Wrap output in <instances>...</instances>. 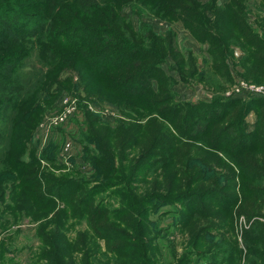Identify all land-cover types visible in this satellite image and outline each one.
<instances>
[{
	"label": "rangeland",
	"instance_id": "obj_1",
	"mask_svg": "<svg viewBox=\"0 0 264 264\" xmlns=\"http://www.w3.org/2000/svg\"><path fill=\"white\" fill-rule=\"evenodd\" d=\"M197 1L210 6L211 0ZM218 1L214 2L216 7ZM245 3L251 23L264 15L261 0ZM128 15L136 33L145 31L147 26L157 37L170 34L174 54L179 55L177 61L182 59L187 63L188 53L193 56L196 74L192 78L187 68L181 71L179 67L180 73L191 83H182L171 70L174 63L178 64L176 60L170 57L162 63L171 70L163 66L165 75L175 79L172 85L165 77L161 78L166 89L172 85L174 103L198 100L209 103L216 92H225V88V93L231 91L239 79L264 87V84L241 78L245 72L241 64L245 53L240 48L232 47L231 54L225 52L234 78L231 85L226 77L213 70L216 66L204 51L207 45H200L181 23L160 20L136 9L128 10ZM223 62L218 65L224 66ZM82 66L76 70H61L60 75L68 74L65 80L70 78V83L63 82L56 96L43 99L41 111L37 113L38 121L29 131L28 142L17 145L22 138L21 130L12 128L17 139H13L10 146L11 155H19L30 162L27 167L36 169V176L42 179V189L50 185L49 180L57 185L53 188L54 201H40L41 206L34 204L31 196L24 192L28 188L17 187L18 181L14 194L11 193L12 184L2 183L5 193L0 201V264H57L56 256L73 264H264L261 256L254 258L247 252L244 236L252 230L255 221L264 225V196L257 190L264 185L253 181L264 179V175L247 170L249 166L242 174L223 156L209 152L202 144L173 139L172 132L155 118L152 133L161 132L174 148L173 163L166 164L164 148L150 146L154 135H148L149 130L144 134L148 114L125 110L126 115L122 113V107H117L118 99L105 95L101 98L97 89L76 87L80 80L77 70ZM255 73L260 78L257 81L264 83V71ZM88 78L91 74L85 77ZM218 80L229 83L230 87L222 88L216 83ZM65 98L73 101L77 110L64 123L54 127L50 125V118L63 110ZM13 104L5 109L9 115L16 107L13 108ZM239 113V107L232 108L217 128L238 119ZM23 117L24 125L28 126L33 117ZM94 120L99 124L96 127L92 125L94 122L91 124ZM257 120L254 111L243 120L247 124V133L255 130ZM128 123L140 126L136 136L128 135ZM245 126L238 127L246 129ZM94 129L100 132L97 136L108 147L114 163L115 171L109 170L106 175L100 174L94 166L96 161L101 168H108V163H100L96 158L103 155L91 142ZM105 130L110 134L115 132L117 136L105 142L102 138ZM149 147H154V153L147 155ZM106 157L109 162L108 154L102 159ZM241 158L255 168L264 167V151L241 155ZM11 170L12 167L8 172ZM107 175H112L114 183L102 186ZM13 176L14 173L12 179ZM77 201L87 202V209L99 201L104 204L106 220L100 218L95 222V225L103 226L100 235L92 233L85 217L73 215L71 211H66V215L61 213V210L75 206ZM139 256L140 259L134 262L133 257Z\"/></svg>",
	"mask_w": 264,
	"mask_h": 264
},
{
	"label": "trees",
	"instance_id": "obj_2",
	"mask_svg": "<svg viewBox=\"0 0 264 264\" xmlns=\"http://www.w3.org/2000/svg\"><path fill=\"white\" fill-rule=\"evenodd\" d=\"M245 1L230 0L224 6L216 7L215 0L210 1V6L197 0H0V201L5 193L4 181L9 186L12 184V194L16 191V181L18 188H28L24 192L31 196L34 204L42 206L40 201H54L53 188L57 184L49 180L50 185L42 189V179L36 176V169L27 167L30 162L9 152L13 139H17L12 128L21 130L22 138L16 142L17 145L28 142L29 131L38 121L37 113L41 111L43 99L56 96L63 82L70 83V78L65 80L68 74L60 75L61 70H76L80 65L83 66L77 70L80 80L76 87L97 89L100 97L105 95L118 99L117 107H122V113L129 110L148 114L144 134L149 130L148 135H154L150 146L164 148L166 164L173 163L174 148L161 132L152 133L155 118L172 132L173 139L202 144L209 152L223 156L242 174L249 166L247 170L264 175V167L255 168L251 162H243L246 159L241 158V155L264 151V97H226L225 88V92H216L209 103L201 100L174 103L175 94L171 91L175 79L172 75H165L163 66L168 65H162L170 57L174 61L179 58L174 54L172 37L170 34L157 37L147 26L145 31L136 33L128 15V10L136 9L160 20L181 23L200 45H207L206 51L216 66L213 70L226 77L231 85L234 78L225 52L231 54L232 47L240 48L245 53L241 62L245 72L241 78L264 84L257 81L260 78L255 73L264 71V15L251 23ZM261 1L264 5V0ZM188 56L187 63L181 59L171 67L182 83L190 81L180 73L179 67L181 71L187 68L190 78L196 74L192 66L193 56L191 53ZM222 62L224 66L218 65ZM88 74L91 78L85 79ZM58 77L61 82L57 81ZM162 77L172 83L171 87L170 84L168 89L163 87ZM201 80L204 81L203 78ZM216 83H220L222 88L230 85L222 80ZM87 94L91 95L89 91ZM12 103L13 108L16 107L9 115L5 109ZM236 106L240 108V117L217 128ZM251 111L256 113L258 120L255 130L247 133V124L243 120ZM25 115L35 116L28 126L23 123ZM91 124L96 127L98 123L94 120ZM240 125H246V129L239 128ZM126 129L128 135L136 136L140 126L128 123ZM99 133L94 129L91 142L101 155L108 154L109 162L107 157H96L100 163H108V168H101L96 161L94 166L100 174H105L115 169L108 147L97 136ZM111 133L105 130L102 137L105 142L117 136L115 132ZM154 147H149L146 154L154 153ZM10 167L12 173L8 172ZM105 178L107 183L102 182V186L114 183L112 175ZM253 181L264 185L262 178ZM257 190L263 197L264 187ZM102 206L104 204L99 201L87 209V202L77 201L75 206L63 209L61 213L66 215V211H71L73 215L85 217L92 233L100 235L103 226H97L95 222L100 218L106 220L107 211ZM251 228L244 235L247 252H251L254 258L261 256L264 261V225L257 220ZM133 258L137 262L140 256ZM55 259L57 264H73L62 256Z\"/></svg>",
	"mask_w": 264,
	"mask_h": 264
},
{
	"label": "built area",
	"instance_id": "obj_3",
	"mask_svg": "<svg viewBox=\"0 0 264 264\" xmlns=\"http://www.w3.org/2000/svg\"><path fill=\"white\" fill-rule=\"evenodd\" d=\"M227 97L235 96V97H242L244 99L252 98L255 96H263L264 97V87L263 86H253L249 83L238 80L235 85L233 86L232 90L225 93ZM63 110L56 116H53L51 119L50 125L58 126L64 123L69 117L75 114L76 106L73 105V101L70 99L65 98L62 102ZM49 125V126H50Z\"/></svg>",
	"mask_w": 264,
	"mask_h": 264
},
{
	"label": "crops",
	"instance_id": "obj_4",
	"mask_svg": "<svg viewBox=\"0 0 264 264\" xmlns=\"http://www.w3.org/2000/svg\"><path fill=\"white\" fill-rule=\"evenodd\" d=\"M229 1L228 0H220L218 1L217 5L218 6H224L225 4H227ZM204 51H206V49H204ZM237 52H240L239 49H236ZM242 54V53H241ZM201 99V98H200Z\"/></svg>",
	"mask_w": 264,
	"mask_h": 264
}]
</instances>
